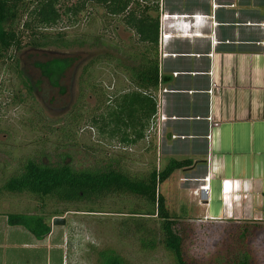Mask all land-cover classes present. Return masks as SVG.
Instances as JSON below:
<instances>
[{
    "label": "rangeland",
    "instance_id": "rangeland-1",
    "mask_svg": "<svg viewBox=\"0 0 264 264\" xmlns=\"http://www.w3.org/2000/svg\"><path fill=\"white\" fill-rule=\"evenodd\" d=\"M34 3L7 0L0 8V264H101L110 252L127 264H176L159 242V218L145 214L146 198L112 190L74 200L58 195L38 199L4 188L29 159L70 164L76 170L112 169L138 180L164 166L153 134L124 143L103 129L102 116L110 104L116 107L121 89L142 90L132 69L153 56L150 45L146 53L122 17L108 15L95 3L76 17L63 16L51 28H26ZM66 5L62 2V11ZM54 60L68 63L57 84L41 68ZM122 75L128 77L125 83ZM177 173L160 183L159 191L170 212L182 216L190 230L184 244L188 260L224 264L232 255L242 260L246 252L248 264H264V220L204 217L219 210L217 199L209 205L200 197L187 202L190 177L178 183L184 176ZM11 213L41 215L51 232L39 240L24 227L9 225ZM58 217L64 224L53 225ZM242 225L248 233L239 238Z\"/></svg>",
    "mask_w": 264,
    "mask_h": 264
},
{
    "label": "crops",
    "instance_id": "crops-1",
    "mask_svg": "<svg viewBox=\"0 0 264 264\" xmlns=\"http://www.w3.org/2000/svg\"><path fill=\"white\" fill-rule=\"evenodd\" d=\"M161 23L170 36L158 44V83L148 91L167 117L152 136L158 161L193 162L171 175L190 177L187 202L212 176L205 204L220 207L204 217L264 220V0H160L159 36Z\"/></svg>",
    "mask_w": 264,
    "mask_h": 264
},
{
    "label": "trees",
    "instance_id": "trees-1",
    "mask_svg": "<svg viewBox=\"0 0 264 264\" xmlns=\"http://www.w3.org/2000/svg\"><path fill=\"white\" fill-rule=\"evenodd\" d=\"M5 1L7 0H0V8ZM34 1V7L28 13L29 21L24 24L26 28H51L56 26L63 16L76 17L88 3H95L102 6L108 15L122 17L125 26L137 34V40L139 43H143L146 53L152 49L155 56L152 61H148L147 64L142 63L139 67L134 68L136 84L142 90L140 92L132 90L119 96L116 107L110 104L106 109V115L102 116L103 129H106L112 137L116 136L124 143H134L141 139L149 119L156 112V102L148 91L149 88L157 86L159 76L157 51L160 0ZM62 2L67 3L63 11L61 9ZM153 13L156 15L153 16ZM0 29L2 30V27ZM57 42L65 44L63 40ZM43 44L48 43L44 42ZM149 45L151 49L148 47ZM67 64L64 61L54 60L41 68L49 80L57 84ZM27 81L24 82L30 90L32 86L30 82L26 83ZM92 122L97 124L99 121L94 117ZM192 164L193 162L189 159H172L162 170L154 169L146 179L138 180L131 178L126 173L112 169L107 171L76 170L70 164L43 163L29 159L19 174L7 180L4 188L12 193H30L38 199L58 195L66 200H74L93 193L112 190H123L146 198L149 202L146 205L145 214L149 217L156 216L160 220L159 242L173 253L176 264H197L188 260L185 254V240L190 235L185 219L170 212L164 194L159 191L160 183L166 181L176 170L188 168ZM7 222L11 226L24 227L39 240L44 239L51 232V225L41 215L11 213L7 215ZM239 230L237 234L239 238L248 233L245 225H242ZM243 254L242 260L238 257L239 254L232 255L224 264H248V255L246 252ZM102 260L101 264H127L116 252L104 253ZM206 264L223 263H220V260H215Z\"/></svg>",
    "mask_w": 264,
    "mask_h": 264
},
{
    "label": "built area",
    "instance_id": "built-area-1",
    "mask_svg": "<svg viewBox=\"0 0 264 264\" xmlns=\"http://www.w3.org/2000/svg\"><path fill=\"white\" fill-rule=\"evenodd\" d=\"M166 16L167 15H165V17ZM169 36H170V33H168V32L165 33V23H161L160 36H159V41H158L160 48L163 47L164 43L166 42L167 38H169ZM212 90L213 89H211L209 91L212 92ZM152 98H155V97L152 95ZM155 101H156V112L149 119L148 131L146 132V135H145L146 139H148L150 137V135H152V134H155L157 136V138H159V136L161 134L162 122L167 118L161 112L158 99H156ZM208 120L210 122L211 127H218L220 124V121L213 116H209ZM157 170H159V169H157ZM211 179H212L211 175H206L203 178L204 184L200 186V190H199V197H200V200L202 203H206L207 200L210 199V196H211V184H210Z\"/></svg>",
    "mask_w": 264,
    "mask_h": 264
},
{
    "label": "water",
    "instance_id": "water-1",
    "mask_svg": "<svg viewBox=\"0 0 264 264\" xmlns=\"http://www.w3.org/2000/svg\"><path fill=\"white\" fill-rule=\"evenodd\" d=\"M64 219L63 218H55L54 220H53V225H61V224H64Z\"/></svg>",
    "mask_w": 264,
    "mask_h": 264
},
{
    "label": "bare ground",
    "instance_id": "bare-ground-1",
    "mask_svg": "<svg viewBox=\"0 0 264 264\" xmlns=\"http://www.w3.org/2000/svg\"><path fill=\"white\" fill-rule=\"evenodd\" d=\"M197 17V16H196Z\"/></svg>",
    "mask_w": 264,
    "mask_h": 264
}]
</instances>
